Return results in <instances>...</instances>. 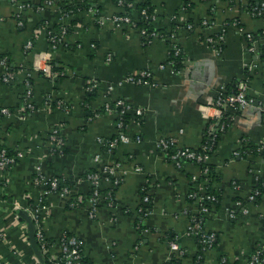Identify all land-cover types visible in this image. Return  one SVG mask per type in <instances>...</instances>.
Wrapping results in <instances>:
<instances>
[{
  "label": "crops",
  "instance_id": "crops-1",
  "mask_svg": "<svg viewBox=\"0 0 264 264\" xmlns=\"http://www.w3.org/2000/svg\"><path fill=\"white\" fill-rule=\"evenodd\" d=\"M150 1L157 11L153 24L174 37H148L132 24L116 25L110 16L124 10L122 1L97 0L104 20L78 11L70 32L52 46L48 27L67 21L61 4L0 0V53L14 69L8 81L0 68V107L9 110L0 115V144L17 152L14 164L0 168L1 264H40L17 212L41 194L37 172L67 184L63 192L43 195L39 209L50 255L59 252L63 235H74L88 264H191L198 251L187 232L198 211L191 186L202 169L190 161L175 165L161 141L201 148L210 124L223 116L212 101L241 81H247L254 103L225 112L210 155L221 197L205 212L204 225L216 232L217 243L203 263L249 264L257 248L264 251V189L257 201L249 196L264 183V65H253L260 54L249 49L243 33L264 29V14L252 12L251 0ZM173 42L180 48L177 66L168 58ZM46 50L57 75L34 68ZM143 68L150 70L146 81L125 79ZM91 80L95 85L89 87ZM49 97L65 106L49 107ZM118 98L131 105L125 123L115 106L105 109ZM27 101L36 107L29 109ZM54 126L64 137L62 151L50 141ZM120 133L128 140L111 143ZM104 165L113 171L104 172L99 187L111 200L101 197L91 211L93 184L85 175ZM144 205L148 212L140 210Z\"/></svg>",
  "mask_w": 264,
  "mask_h": 264
},
{
  "label": "built area",
  "instance_id": "built-area-1",
  "mask_svg": "<svg viewBox=\"0 0 264 264\" xmlns=\"http://www.w3.org/2000/svg\"><path fill=\"white\" fill-rule=\"evenodd\" d=\"M52 0H46L45 4H49ZM120 2L122 0H119ZM20 6H24V3H20ZM88 11L90 12H94L92 7L87 8ZM251 10L254 14H262L264 13V0H259L258 4L253 5L251 7ZM142 12H145V9L141 10ZM156 13V14H155ZM153 15L154 18H156L157 16V11H156V7L153 10V13L151 14ZM110 19L116 24V25H121L124 23H131L133 24L134 19L128 14V13H113L110 16ZM100 23L104 20V16L103 14L97 19ZM208 21H205V23H207ZM188 27H192V23H188ZM242 30V28H240ZM48 34L50 31V29H47ZM142 33H144L145 35H147L149 37V35H158L156 33H158L155 30H151V31H147L145 28H141ZM63 30H59V32L57 34H54L50 37V41H51V45L55 46L57 43L60 42L61 40V33H63ZM249 39V49L252 51H255L258 53L257 51V43L259 41L264 42V35L263 36H259V37H255V34L251 31H246L243 32ZM162 36V35H161ZM171 37L173 36V33L171 34ZM210 39H212V37H210ZM259 40V41H258ZM92 45H94L93 43H91ZM32 45V40H27V42L25 43V46L27 48H30ZM172 49L174 51V53H178L180 50V48L174 44V42L172 43ZM42 58L44 59L43 62L41 63L40 61H37L34 64V68L35 69H39L41 70L44 74L46 75H57L58 71H54L52 69V64L50 62V52L49 50H46L43 52L42 54ZM260 61H255L253 63L254 66H257ZM6 64L7 61L4 58L0 59V66L4 69L3 72V79L4 80H8L10 78H12L14 76V73L10 70H6ZM163 65V64H161ZM150 77V71L148 68H143L141 70H139L137 73H129L125 76V79L131 82H135V83H141L146 81L148 78ZM95 80H91L90 81V85L89 87L95 85ZM58 104L60 105V103L62 101H60V99H58ZM213 104L215 106H217V108L219 109V112L222 115H225V112L229 109V108H243L246 107L250 104L254 103V98L248 93V85H247V81H241L237 88L235 90H231V91H222L220 92L214 101H212ZM26 105L29 107H33L34 105L30 102L27 101ZM113 106L115 107H119V111L120 112H124L127 109H129L131 107V105L126 102L124 99L118 98L114 101L113 104H109L107 103L105 105V109L107 110H111L113 108ZM208 107V106H207ZM35 108V107H34ZM134 110L136 111V113L141 114L142 113V109L140 107H135ZM9 110L7 107H0V113H8ZM221 115V116H222ZM224 124H221V126L218 128L217 126H215L214 122H212L210 124L209 127V138L208 140L203 144V146L201 147V150H195L192 149L189 146H181L178 147L176 149L175 152H173L171 154V158L173 159V162L175 163V165L177 166H182L185 163H188L190 160L195 159L197 160V162L203 163L204 167H202L203 171H208V166L206 165V163L208 161H210V155H211V151L213 150L215 144H216V140H217V132L218 129L223 128ZM218 128V129H217ZM58 127L54 126L51 130V138L54 140V143L57 145H60L63 143V140L59 137L56 136L58 133ZM117 140H128V135H125L124 133H120L117 137H115L113 139V141L111 143H115ZM161 144L163 147H167V145L169 144L167 140H162ZM95 159L99 158V154H95L94 155ZM15 157L13 155H9L6 153V149L5 148H0V168H4L8 163L14 162ZM200 165V164H199ZM113 168L112 167H108L106 165L103 166V172H112ZM92 183L94 184V189H93V193L89 198V202H90V208L91 211H94V208L96 207L97 204V195H98V190H97V186L99 184L100 178H99V173L97 172H90L87 175ZM195 178H198V176L194 175ZM35 180L36 182L40 183L41 185H43V188L41 189V194L39 195L38 199H36L34 202H32V204H29V202L27 203V209L30 213V215L32 216L33 220L35 219V226H36V230H35V235L37 240H40V249L41 251L45 252L46 250H49V245L47 244V242L44 240V231L42 229L41 226V221H40V214H39V209L41 206H44V202L42 201V196L47 194L48 192H50L51 190H60L61 192L66 190L65 186H62L60 189H58V179L56 177H51V176H43L40 172H37L36 176H35ZM119 178L115 177L114 181H118ZM201 188V185L199 186ZM261 193V189L259 187H256L251 193H250V198L252 200L256 199L257 195H259ZM205 195V194H204ZM204 195H201L200 198H203ZM208 197L210 198H216L215 194H207ZM148 197L145 196L144 200H147ZM208 206L203 205V210H207ZM140 210H143L144 212H148L149 210H147V206H141ZM244 210H248L247 207H244ZM202 224L199 220L194 219L193 222L189 225L188 228V233L189 234H196L199 235L203 241H204V246H209L211 247L213 244V241L216 239L217 234L215 231H211V232H207V231H203L202 230ZM170 245L171 248L177 249L178 245L177 242L175 240H171L170 241ZM264 251L263 249L257 248V250L251 254V256L249 257V264H264ZM51 258H53L55 260L56 264H88L86 261H84L83 257H82V249H81V242L80 240L74 236V235H63L61 237L60 240V250L57 254L55 255H50ZM1 264V263H0Z\"/></svg>",
  "mask_w": 264,
  "mask_h": 264
},
{
  "label": "trees",
  "instance_id": "trees-1",
  "mask_svg": "<svg viewBox=\"0 0 264 264\" xmlns=\"http://www.w3.org/2000/svg\"><path fill=\"white\" fill-rule=\"evenodd\" d=\"M55 2H58L59 4H61V5H59L60 8L62 9L61 17H63V18L67 17V21L63 22V20H60L58 22L53 23V25L51 27H48V29H50V31H51L47 35L49 42H51L50 41V37L52 35H54V34H57L59 32V30H63L64 31L63 33H61V40L60 41L63 40V36L65 34H67L68 32H70L73 24L76 22V21H74V18H72L71 16L73 14L77 13L78 11H83V10H86L87 8H89V7H92L93 10H94V12H93L94 19L97 21V23L99 22L97 19L102 15L101 11H100L101 9L99 7V4L97 3V0H52L48 5H53V3H55ZM258 2H259V0H251L250 3H251V6H253V5L258 4ZM44 3H46V0H44ZM121 3L124 4L123 6H125V7H124V10H122L119 13H128L134 19L132 25L137 26L138 28H145L147 31L155 30V31L158 32L156 34H158V35L160 34V35H162V37L163 36L164 37H168L171 34L172 31L169 33V32H166L163 29L159 30L153 24L155 18L151 14L153 13L155 5H153L150 0H140V1L122 0ZM27 4L28 3L25 2L24 6L25 5L27 6ZM34 6H36V5H34ZM189 6H191V5H189ZM131 9L132 10H136L137 17H135L133 15V13H132L133 11ZM142 9H145V12H142L141 11ZM262 14H264V13H262ZM129 24H131V23H129ZM263 35H264V29H260L258 31V33L255 34V37H259V36L261 37ZM152 36L153 35H149V37H152ZM257 51L260 54V59L259 60L264 65V42H261V41L258 42ZM179 55H180V51L178 53H174L173 49L169 50V52H168V58H169V60H171L170 62H173L174 66L176 64H179V61H178L179 60L178 59ZM1 58H4L7 61L6 70H10V71H12L14 73V69H13L12 65L10 64V62H9V58L6 55L0 53V59ZM50 62H51V60H50ZM0 68H2V67L0 66ZM53 68L54 69H59L55 65H53ZM13 77L8 79V81L13 79ZM235 89L236 88H234V90ZM49 98L50 99L48 101L46 100L48 102L49 107H62V106H65V102L62 101V100H60V101H62L60 103V105L58 104L57 101H58L59 98H51V97H49ZM113 103L114 102H112L111 104H113ZM32 104L34 105V103H32ZM27 107L32 110V109H34V107H36V105H34L33 107H29V106H27ZM116 109H117V111H119V107H116ZM120 113H121V116H122V120L125 123V117H127L128 113H126L125 111L124 112H120ZM90 114H91V112H90ZM0 115H2V113H0ZM227 116H226V114L222 116V118L220 119V122L218 123V125H216L218 128L221 126L222 122L224 120H226ZM221 131L222 130L218 129L217 138H218V135L220 134ZM56 136H59L63 140V143H64V137H63V135H61V131L60 130H58V133H57ZM50 139H51L50 141L53 143L52 147L55 146V148H57V149H59L61 151L64 150V148H63L64 144L63 143L60 144V145H57V144H54V140L52 138H50ZM2 147L6 149V153L7 154L13 155L15 157L14 162L8 163L4 167V168H7V167H9V166H11L12 164L15 163L17 152L14 153V151L11 150L9 147L0 144V148H2ZM183 147H185V146H183ZM165 148H166L165 149L166 158H168L169 160L173 161V159L170 156H171V154L173 152L176 151L177 147L173 146L172 144L171 145L168 144L167 147H165ZM192 149L201 150V148H192ZM190 162H195V163L200 164L201 169H202V167H204L203 163L197 162V160H195V159L190 160ZM206 165L208 166V171L205 172L202 169L201 175H199L198 178H194V180L192 181L191 197L194 198L198 202V211L194 215L193 220L196 219V220H199L201 222L203 231L211 232L212 230L207 229L206 225H204L205 224L204 223L205 212L209 211L214 204L218 203V201H219L221 196H220L219 189L214 184V181L218 177V173L216 171V168H215L214 164L211 161H208L206 163ZM90 172L99 173V178L100 179L105 176V173L103 172V168H102V170L93 168V169L89 170L86 173L85 177H88L87 175ZM109 175H111V174H109ZM53 176L58 179V187H59L58 189H60L62 186H67L66 179L60 178V177L55 176V175H52L51 177H53ZM108 179H110V176L108 177ZM200 185H201V188L199 187ZM99 186L100 185L98 184V186H97V190H98L97 203H98V201H99V199L101 197L104 198L105 200H111V196L108 193L105 194V193L101 192V188ZM256 187H259L261 189V193L259 195H257V197H256V199H254V201H257L259 199V196L262 194L263 189H264V183H259ZM93 189H94V184L92 185V188H91V191H90V196L93 193ZM109 189H113L112 186ZM209 193L210 194H212V193L215 194L216 198L214 199V198L208 197L207 194H209ZM201 195H204V197L200 198ZM90 196H89V198H90ZM42 201L43 202L45 201L44 196H42ZM248 201H250L249 197L246 198V199H243L242 203L246 204V203H248ZM32 202H34V201L29 200V204H32ZM203 205L208 206V209L207 210H203ZM147 210H149V207H147ZM34 223L36 224L35 219H34ZM193 236L195 237V239H196V241L198 243V251H197V253H196L195 257H194V261L191 264H204L203 261H204L205 252H206L207 249L212 248V247H214L216 245L217 237L213 241V244H212L211 247H209V246L205 247L204 246L205 245L204 241L199 235L193 234ZM44 240L48 244V240H47L46 237H44ZM37 242H38V246H40V240H37ZM42 254H43L44 261H45L46 264H56L55 260L50 257L49 250H46L45 252L42 251ZM263 256H264V254H263ZM225 264H231V263H230V261H228Z\"/></svg>",
  "mask_w": 264,
  "mask_h": 264
},
{
  "label": "water",
  "instance_id": "water-1",
  "mask_svg": "<svg viewBox=\"0 0 264 264\" xmlns=\"http://www.w3.org/2000/svg\"><path fill=\"white\" fill-rule=\"evenodd\" d=\"M17 212L19 214V217L26 221L29 240H30L31 245L34 249L35 255L37 256V258L39 259V262L41 264H46L44 261L42 251H41L40 247L38 246L37 238L35 235L36 226H35V223H34L32 216L30 215V213L27 209H18Z\"/></svg>",
  "mask_w": 264,
  "mask_h": 264
},
{
  "label": "rangeland",
  "instance_id": "rangeland-1",
  "mask_svg": "<svg viewBox=\"0 0 264 264\" xmlns=\"http://www.w3.org/2000/svg\"><path fill=\"white\" fill-rule=\"evenodd\" d=\"M40 263V262H39ZM41 264V263H40Z\"/></svg>",
  "mask_w": 264,
  "mask_h": 264
}]
</instances>
